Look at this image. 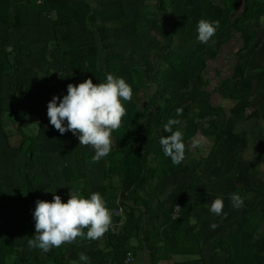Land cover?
Listing matches in <instances>:
<instances>
[{
    "label": "crops",
    "instance_id": "0c3cea01",
    "mask_svg": "<svg viewBox=\"0 0 264 264\" xmlns=\"http://www.w3.org/2000/svg\"><path fill=\"white\" fill-rule=\"evenodd\" d=\"M33 1L0 0V32L11 25L13 8L22 11L14 21L18 27L7 30L13 44L23 26L28 28L24 39L36 40V24L45 22L33 13L43 1ZM234 33L200 75L189 79L187 88L174 91L173 98L166 96L160 104V109L167 103L183 109L177 115L181 123L173 130L184 134L185 161L174 166L159 144L160 136L169 135L163 126L174 119L171 116L157 125L153 119L151 146L145 142L146 147H131L128 176L125 161L108 165L107 156L99 162L85 157L73 164L72 159L63 177L69 185L63 192L65 201L79 184L85 198L101 193L115 232L109 228L98 240L77 238L47 253L36 248V264H84L80 253L91 264H264V16L252 31ZM212 74L213 85L202 83ZM197 92L208 100L198 97L192 115ZM199 105L201 114L196 112ZM201 136V146L193 149V139ZM124 177H129L127 189ZM232 193L243 198L241 207H233ZM218 196L224 200L221 216L209 211ZM177 202L180 218L174 221L170 214ZM127 254L131 258L126 262ZM19 257L21 262L28 260L25 251Z\"/></svg>",
    "mask_w": 264,
    "mask_h": 264
},
{
    "label": "rangeland",
    "instance_id": "374dc122",
    "mask_svg": "<svg viewBox=\"0 0 264 264\" xmlns=\"http://www.w3.org/2000/svg\"><path fill=\"white\" fill-rule=\"evenodd\" d=\"M239 1L48 0L46 4H56L53 9L41 2L33 11L45 20L36 24V40L24 39L28 28L23 26V34L12 35L18 38L14 44L8 31L18 27L15 14L22 11L13 8L9 30L3 27L0 32V264H36V249L27 243L35 234V202H51L55 194L66 203V167L72 159L74 164L95 154L71 132L61 135L50 125L47 104L52 97L66 95L68 84L105 82L108 73L123 78L133 97L122 101L126 114L119 128L132 147H146L145 142L151 146L153 119L157 125L163 117L178 115L176 105L165 103L160 109L162 99L187 88L189 79L217 57L230 40L227 24L235 20L238 8L244 9ZM252 1L248 7L254 13L256 2L264 0ZM200 19L220 22L207 43L197 40ZM233 25L244 32L256 24L241 17ZM213 78L202 83L213 85ZM198 97L208 100L197 92L192 108ZM191 112L194 115V108ZM22 249L27 262L19 261Z\"/></svg>",
    "mask_w": 264,
    "mask_h": 264
},
{
    "label": "clouds",
    "instance_id": "9594fccd",
    "mask_svg": "<svg viewBox=\"0 0 264 264\" xmlns=\"http://www.w3.org/2000/svg\"><path fill=\"white\" fill-rule=\"evenodd\" d=\"M219 27L218 20L200 19L197 24V40L207 43ZM132 97L131 85L125 79L108 73L105 82L94 84L91 79H86L78 85L68 84L66 95L53 96L48 102L47 117L50 125L61 135L71 132L77 136L79 145L90 146L95 153L93 161L99 162L112 151V133L119 129L126 114L122 101H131ZM176 111L180 115L183 109L178 108ZM180 123L177 119H169L163 126V131L169 135L159 137L164 156L170 158L174 166H179L186 159L184 134L180 129L173 130V126ZM203 140V136L193 139L191 147L195 149L201 146ZM68 195L66 203L55 194L51 202H35L32 213L35 234L27 241L29 248H39L47 253L52 248L72 244L77 238L94 241L108 232L112 225V212L101 193L93 192L90 197L85 198L79 190H70ZM230 199L235 208L243 205V198L237 193H232ZM223 208V197L218 196L212 201L209 211L221 216L224 214ZM211 227L214 229L216 225ZM79 260L84 264H91L84 253H80ZM71 264L77 262L72 261Z\"/></svg>",
    "mask_w": 264,
    "mask_h": 264
},
{
    "label": "trees",
    "instance_id": "16d2710c",
    "mask_svg": "<svg viewBox=\"0 0 264 264\" xmlns=\"http://www.w3.org/2000/svg\"><path fill=\"white\" fill-rule=\"evenodd\" d=\"M161 1V0H158ZM252 1V0H251ZM253 2V1H252ZM239 4L244 6L243 10H240L238 8L237 13H236V18L233 21H230L227 24L228 27V31H229V36L231 37L232 35H234V31H236V29L233 28V23L237 22V20L239 21V18L241 17H246V18H252L254 23L257 24L259 23V21L263 18L264 16V3L258 4V2H256V11H254V13L250 12V8L248 6L249 5V0H240ZM254 4V2H253ZM18 11L16 10V13ZM15 19L16 21H18V16L17 14H15ZM237 32V31H236ZM14 55V54H13ZM15 66V64H14ZM113 138H114V143H113V148L112 151L110 152V154L106 157L107 158V162L108 165L109 164H117L120 163L121 161H125V166L126 168L128 167V161H127V156L128 154L131 152V143L130 140L128 138L127 133L125 132V130L119 128L117 130H115L113 133ZM128 168L126 169L125 175L128 176ZM129 177H124V187L127 189L129 184ZM135 180L132 179V182H134ZM137 181V180H136ZM135 186H137L135 184ZM24 253V250L22 249L21 254Z\"/></svg>",
    "mask_w": 264,
    "mask_h": 264
},
{
    "label": "built area",
    "instance_id": "2783aa9c",
    "mask_svg": "<svg viewBox=\"0 0 264 264\" xmlns=\"http://www.w3.org/2000/svg\"><path fill=\"white\" fill-rule=\"evenodd\" d=\"M180 211H181V205L179 204V202H177L171 210V214H170L171 219L174 221L178 220L180 218ZM110 230H111V233L115 232L112 228H110ZM130 258H131V255L127 254L125 261L127 262Z\"/></svg>",
    "mask_w": 264,
    "mask_h": 264
}]
</instances>
